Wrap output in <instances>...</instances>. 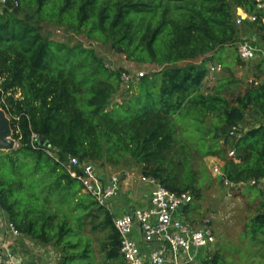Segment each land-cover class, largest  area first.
I'll return each instance as SVG.
<instances>
[{
	"label": "trees",
	"instance_id": "1",
	"mask_svg": "<svg viewBox=\"0 0 264 264\" xmlns=\"http://www.w3.org/2000/svg\"><path fill=\"white\" fill-rule=\"evenodd\" d=\"M17 1L0 5V107L16 141L0 150V211L20 235L51 248L54 264H127L113 213L70 174L69 157L120 178L130 161L140 176L189 193L182 213L190 224L204 184L264 176V60L242 90L230 67L203 88L214 54L235 50L250 31L264 40V9L255 0ZM238 8L255 20L237 23ZM44 23L62 27L67 40L52 38ZM74 35L157 69L110 102L128 91L121 78L128 70ZM208 156L222 161L216 177ZM242 236L246 255L213 242L204 264H238L236 254L264 264L263 213L247 218Z\"/></svg>",
	"mask_w": 264,
	"mask_h": 264
},
{
	"label": "built area",
	"instance_id": "2",
	"mask_svg": "<svg viewBox=\"0 0 264 264\" xmlns=\"http://www.w3.org/2000/svg\"><path fill=\"white\" fill-rule=\"evenodd\" d=\"M17 0H0V5ZM257 10L264 9V0H255ZM239 23L243 19L255 20L254 13H246L241 8L236 10ZM238 56L242 60L254 58L259 48L248 39L236 42ZM221 65L211 66V71H218ZM143 71L136 73L140 77ZM135 72L124 71L122 84L128 89ZM32 138L38 139L35 133ZM233 151H229L232 155ZM67 168L70 174L78 178L85 191L106 206L113 213L114 226L120 236V252L127 264H204L211 252L215 240L209 219H203L199 225H192L184 219L182 208L189 204V193H177L158 184L151 177L140 176L150 186L149 195L142 206L121 202L124 187L118 173L106 176L104 171L92 162H81L76 157H69ZM78 168V169H76ZM212 172L221 174L220 167L212 166ZM127 176V174H126ZM224 184L232 185L224 178ZM13 236L20 235L11 223L0 217V264H24L17 261L8 249L7 231ZM38 264H54V259Z\"/></svg>",
	"mask_w": 264,
	"mask_h": 264
},
{
	"label": "rangeland",
	"instance_id": "3",
	"mask_svg": "<svg viewBox=\"0 0 264 264\" xmlns=\"http://www.w3.org/2000/svg\"><path fill=\"white\" fill-rule=\"evenodd\" d=\"M44 30L48 31L52 38L57 40H67L69 33L65 31L62 27H56L50 23H44ZM75 40H79L84 42L86 45H91L94 47L96 53L101 56L104 61H106L113 68H117L119 66L124 67L128 71L135 72V76L132 77V82L128 91L122 92L119 90L117 92V96L112 99L110 102L119 100L123 95L131 93L135 89L134 84L138 80V76L136 73L139 71H143L144 75L147 74L148 71L157 69L155 64H136L130 62L124 58L121 53H118L111 49L108 44H101L98 42H88L84 35H74ZM249 40V39H248ZM250 39L249 41H251ZM227 49L226 56H221V61L217 59L220 56L223 50ZM218 51L215 54L216 63H221V69L217 72L213 73L208 79L205 80L203 88H207L211 86L218 78L219 75L224 74L228 71L227 67L234 72L235 76L238 78V83L235 84V90H242L246 85L247 81L255 77L257 69L255 67L256 63L260 60H264V48L257 52L254 58L248 60H242L239 58L237 54V48L235 50L225 47ZM225 53V52H223ZM134 87V89H133ZM119 94V95H118ZM119 96V97H118ZM207 164V169L210 174L214 175L211 170V165L215 162L209 160V158L205 159ZM125 170H130L128 172H134V176L139 175V172L136 168L132 166L130 161H127L125 166H123ZM120 169V168H119ZM105 172V171H104ZM113 173H117V171H111ZM137 185L140 186L138 189H144L145 186H148L146 182L139 180L137 177ZM238 187L236 185L227 186L224 183H214V184H204L202 187L203 197L199 201V210L198 214L195 218V223L192 225H199L203 219H209L210 225L213 230L216 242H225L228 245L226 247L237 248L246 253V247L248 245L247 239L242 236L244 224L249 216H252L255 213V204L253 202H248L242 200L240 196H238ZM94 240V247L96 250V244ZM213 245L211 249L213 248ZM258 246L255 245L254 249H257ZM54 253V254H53ZM51 258H55V252L53 251ZM246 255V254H245ZM236 260L238 264H244L246 261L243 258L246 256H240L236 254ZM247 260V259H246ZM264 263V262H263Z\"/></svg>",
	"mask_w": 264,
	"mask_h": 264
},
{
	"label": "crops",
	"instance_id": "4",
	"mask_svg": "<svg viewBox=\"0 0 264 264\" xmlns=\"http://www.w3.org/2000/svg\"><path fill=\"white\" fill-rule=\"evenodd\" d=\"M241 39H249V40L252 39L250 42L254 44L256 47H258L259 51H261L264 48V40H259L256 37L255 33L252 31L247 32L246 34L241 36ZM226 51L227 49L223 50L222 52L220 51L221 54L219 58H221V56L225 57ZM213 57H214L213 60L209 64V72L206 79H208L213 73L217 72L210 70L211 66H215L216 64L219 63V62L218 63L215 62L216 61L215 54L213 55ZM206 158H209V160L215 162L211 165V169L213 165H217L220 167L221 170L222 161L220 160L219 157L208 156ZM104 173L106 176H109L113 172L106 170ZM126 174L127 176L121 177V186L124 187L125 191L121 195L120 203L126 201L136 206L144 205L146 202V198L149 195L150 186L149 185L145 186L144 189H141L142 192H140V190L138 189V187L140 186L137 185V180H136L137 177L140 180V176L139 175L134 176V172L132 173L128 171ZM213 174L214 175L211 174L212 177H216L217 175H219L216 173ZM227 186H232V185H227ZM236 187H238L237 189H239L238 196H240L242 200L246 201V203L253 202L255 204L254 211L255 212L259 211L264 214V176L255 181L239 182L237 183ZM0 217H1V211H0ZM6 231H7V235H9L8 249L13 253L17 261H21L24 264H38V263L46 262L48 258H51L52 255L50 254L53 253V250L51 248L36 244L22 235L13 236L9 233L8 230Z\"/></svg>",
	"mask_w": 264,
	"mask_h": 264
},
{
	"label": "water",
	"instance_id": "5",
	"mask_svg": "<svg viewBox=\"0 0 264 264\" xmlns=\"http://www.w3.org/2000/svg\"><path fill=\"white\" fill-rule=\"evenodd\" d=\"M39 142L44 144L48 143L44 136L40 138ZM15 146L16 141L12 137L10 118L4 109L0 107V150H10Z\"/></svg>",
	"mask_w": 264,
	"mask_h": 264
}]
</instances>
